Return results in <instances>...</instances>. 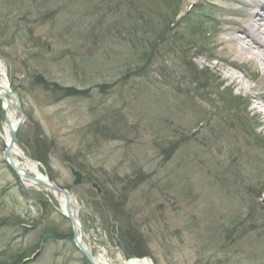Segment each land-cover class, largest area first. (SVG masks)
Here are the masks:
<instances>
[{"label":"rangeland","instance_id":"374dc122","mask_svg":"<svg viewBox=\"0 0 264 264\" xmlns=\"http://www.w3.org/2000/svg\"><path fill=\"white\" fill-rule=\"evenodd\" d=\"M184 2L0 0V64L26 116L16 146L30 160L49 148L48 178L74 191L84 244L110 264H264L262 67L246 61L231 83L217 60L230 21L214 17L247 9ZM3 128L0 105V219L46 211L67 235L53 195L5 164ZM32 226L0 230V262L38 242L24 264H88L70 238L41 243Z\"/></svg>","mask_w":264,"mask_h":264},{"label":"bare ground","instance_id":"6f19581e","mask_svg":"<svg viewBox=\"0 0 264 264\" xmlns=\"http://www.w3.org/2000/svg\"><path fill=\"white\" fill-rule=\"evenodd\" d=\"M196 0H185L184 10H186L191 4ZM236 2H243L244 7H246V11L242 13L240 18H237V21H233L229 19L232 16H236V12L229 11L223 12L222 15L216 14V18L221 19L224 17L228 18L229 25L224 26L220 29L222 31L223 36H221V40L219 42V46H224V48L219 52V57L217 60L221 63V67L229 74V79L233 85H242L241 78L237 76V72H240L242 68H244L246 61H252L254 65H259L262 67L261 71L262 77L259 81V85L255 87L259 88L262 84H264V0H235ZM214 29V27H212ZM218 32L216 28L213 32ZM219 31V32H220ZM246 66V65H245ZM242 72V71H241ZM8 91H10L8 84L5 79L4 71L0 64V94L2 97L0 98L1 104L4 107H8L6 109V116L11 122L12 128L16 126L18 121L17 116L12 108V104H7L9 101ZM4 95V96H3ZM3 139L5 144L8 143L9 139V128L4 125L3 128ZM12 159L14 163L18 166L19 169H22L23 172L33 175L36 178L46 180V176L41 174L38 170V167L27 159L24 154L20 151V149L16 146L14 150H12ZM21 160L22 166H20ZM24 186L26 187H34L31 182H24ZM53 197L56 199L60 206V210L63 211V198L56 194H53ZM75 207V215L78 217V210L76 203ZM83 234L85 238V233L83 228H81L78 224H76V235L79 238L80 234ZM83 238V244H84ZM86 249L91 253V250L84 244ZM94 262L98 264H110L103 256H94L92 255ZM151 264L147 259H131L123 262V264Z\"/></svg>","mask_w":264,"mask_h":264},{"label":"water","instance_id":"95a60500","mask_svg":"<svg viewBox=\"0 0 264 264\" xmlns=\"http://www.w3.org/2000/svg\"><path fill=\"white\" fill-rule=\"evenodd\" d=\"M8 97H9V101H7V104H12L13 109L15 114H17L19 116V120L16 123V126L12 128L11 126V122L9 121V119L6 116V109H8V107H4L2 106V110L4 112V124L9 128V139H8V143L5 144V152H4V161L5 164L7 165L8 169L11 171V173L15 176V178L20 181L21 183L24 182H31L34 187L36 188H42L45 191L50 192L51 194H56L58 196H61L63 198V211H61V215L68 221L70 228H71V234H72V244L73 246L76 248V250L82 255V257L84 258V260L88 263V264H98L94 262V259L92 257V254L86 249V247L83 244V234H80V237L78 238L76 235V224H78L81 228V222L79 219H77V223H76V217L77 215H75V198L76 195L74 193L73 190L70 191H66V190H62L60 188H58L56 185H54L50 179L48 178L47 174H46V170L44 168L43 165L32 161L36 166H39L40 168L43 169L44 174L46 176V180H42L39 178L34 177L31 174L25 173L22 171V169H19L18 166L14 163L13 159H12V150L15 149L16 147V136H17V132L19 130V128L21 127V125L26 121V116L22 110L21 107V103H20V99L18 97V95L13 92L12 90L8 91ZM4 96V95H3ZM2 97V95L0 94V98ZM71 173L74 177V181H73V187H77L82 183V175L71 169ZM93 188H97L96 184L92 185ZM98 192H100L98 190ZM75 217V219H74ZM125 264V263H124Z\"/></svg>","mask_w":264,"mask_h":264},{"label":"trees","instance_id":"16d2710c","mask_svg":"<svg viewBox=\"0 0 264 264\" xmlns=\"http://www.w3.org/2000/svg\"><path fill=\"white\" fill-rule=\"evenodd\" d=\"M37 83H39V80L37 79ZM56 87V86H54ZM56 92L58 94H63V98H70V97H74L77 96L76 91H74L71 88H55ZM19 135L17 134V140L19 141ZM40 150H38L36 153H33L31 155V158L33 160H36L38 162H40L41 164L47 166V159H48V147H44L42 148V146H40L39 148ZM42 149V150H41ZM51 180L53 181V179L51 178ZM22 196L24 197L25 194L22 193ZM42 205H46L47 207L49 206L46 201H41ZM45 217L41 216L37 219L33 220H29L28 218L25 219H21V217L19 215H11L12 218H14V222L11 221L10 219H0V230L6 226H9L12 228H14L15 226L17 227H23L25 228L26 226H28L29 224V229H31L33 226L32 225H39L42 226V230L41 233L39 235V242H43L46 238H51V239H57V240H66L67 238H70L72 240V234L71 232H69L67 235H63L61 233L58 232L57 227L52 225L51 222L48 219V215L46 213V211H44ZM46 219V220H45ZM45 220V221H44ZM65 220V219H64ZM66 221V220H65ZM7 228V227H6ZM37 246V247H36ZM35 247H33L30 251H23L20 254H14L13 256L11 255V257H6L7 253H3V260L0 262V264H24V260L29 259L31 257L34 256V254H36V252L40 249L38 248V242L36 244ZM138 250V248H137ZM145 254L142 253L141 251H137L135 252V254H133V257L135 258H140L143 257Z\"/></svg>","mask_w":264,"mask_h":264}]
</instances>
